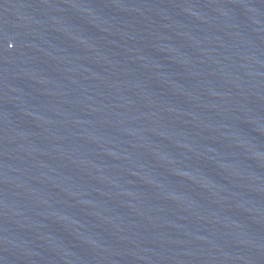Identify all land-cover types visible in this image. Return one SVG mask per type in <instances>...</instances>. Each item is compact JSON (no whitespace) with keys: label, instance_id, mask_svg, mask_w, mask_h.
<instances>
[{"label":"water","instance_id":"obj_1","mask_svg":"<svg viewBox=\"0 0 264 264\" xmlns=\"http://www.w3.org/2000/svg\"><path fill=\"white\" fill-rule=\"evenodd\" d=\"M0 264H264V0H0Z\"/></svg>","mask_w":264,"mask_h":264}]
</instances>
